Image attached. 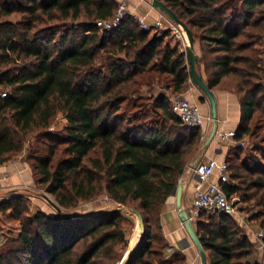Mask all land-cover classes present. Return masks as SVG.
Returning <instances> with one entry per match:
<instances>
[{"label": "trees", "instance_id": "obj_1", "mask_svg": "<svg viewBox=\"0 0 264 264\" xmlns=\"http://www.w3.org/2000/svg\"><path fill=\"white\" fill-rule=\"evenodd\" d=\"M160 1L198 43L206 86L239 96L234 139L253 134V116L264 119V0ZM116 9L115 0H0V165L26 150L35 181L64 210L105 194L138 211L144 233L122 264H178L160 211L200 155L201 128L184 125L169 100L188 86L187 56L170 29L149 35L130 16L112 30L96 25ZM58 114L66 123L52 131ZM225 162L226 196L253 202L248 220L264 228V167L232 148ZM26 202L0 200L19 223L15 235L2 232L0 264H114L127 246V213L30 214ZM194 228L206 264H259L236 218L200 211Z\"/></svg>", "mask_w": 264, "mask_h": 264}, {"label": "crops", "instance_id": "obj_2", "mask_svg": "<svg viewBox=\"0 0 264 264\" xmlns=\"http://www.w3.org/2000/svg\"><path fill=\"white\" fill-rule=\"evenodd\" d=\"M115 1L118 4L122 0ZM125 1L127 2V7L132 15L143 18L149 24H153L157 20H160L162 22V26L167 29V23L170 19L161 10L154 7L151 0ZM185 36L183 34L175 35L171 32V37H174L176 42H180L182 50H185L188 45V40ZM193 47L194 52L199 59L201 54L198 43L194 42ZM260 50L262 51V67L264 74V38L262 44L260 45ZM196 68L204 80L206 78L204 66L201 63H197ZM212 92L216 101V132L213 139L207 145L203 144L202 151L196 160H204L206 158L213 157L217 161H225L231 141L228 140L221 143L222 141L219 140L217 133L236 130L241 117V104L239 96L230 89L214 88ZM194 102L199 104L200 111L203 115H209L208 103H205L200 95L198 96V101ZM209 126H212L211 119L206 121L203 125V132H205ZM192 164L193 163H190L186 167L180 178L183 180L181 203L182 207L186 211L189 208L193 190L196 182L198 181L196 175L191 170ZM209 181H217V173H214L210 177ZM34 184L35 179L32 169L26 161V150L20 152L12 160L0 165V200L7 199L14 191L28 190L32 188ZM0 226L4 227L2 220H0ZM160 226L163 239L167 245V256L171 258H178V264H202L195 243L189 237L183 223L177 215L175 197L172 195L166 199L161 208ZM1 231L3 232V229H1ZM137 240L138 238L136 237V239L131 242L130 246H128V249L123 253L122 258L118 262L119 264L123 263ZM250 240L252 241L253 239Z\"/></svg>", "mask_w": 264, "mask_h": 264}, {"label": "rangeland", "instance_id": "obj_3", "mask_svg": "<svg viewBox=\"0 0 264 264\" xmlns=\"http://www.w3.org/2000/svg\"><path fill=\"white\" fill-rule=\"evenodd\" d=\"M156 31H150L149 35H156ZM171 43H174L176 39L174 37L170 38ZM185 53H186V48H185ZM187 59V58H186ZM186 65L188 67V63L186 61ZM262 77L264 79V76L262 74ZM145 91V89H144ZM145 92L146 95H156L158 94L161 90L159 87L156 85L152 89L150 88ZM183 94L190 98L193 101H198V96L202 97V100L205 101V103H208L207 97L193 84L191 81V78L188 80V86L186 90L183 92ZM66 121L62 117V115L58 114L57 116L54 117L51 125V130L52 131H58L62 129V127L65 125ZM250 126L254 127V133L251 135L245 136L242 140L236 141L235 139L230 140V147L232 148V151L234 150V153L237 151L240 155V159H246L249 165H252L253 167L256 165L257 161L261 163V166L264 167V119L261 118L258 114H255L250 121ZM210 126L207 127V130L203 132L201 128V143H200V153L202 151V146L205 143ZM31 140V139H30ZM32 141V140H31ZM223 143V142H221ZM63 148V145L59 146V151ZM60 152L56 154L54 157V162L58 158ZM234 155V154H233ZM195 161V160H194ZM194 161L192 163H194ZM228 183H231V180H227ZM12 193H22L24 196V199H26V203L29 208V213L33 214L36 212V210H42L46 212L47 214L57 216L58 211L54 208V206L51 204L53 202L54 204L57 205L54 197L48 193L44 186L38 184L35 181V184L32 188L28 190H21V191H14ZM230 199L234 202L235 205L238 207V211L240 215L244 218L243 220V225H242V233L247 235L250 239H253L252 233L249 232V229H251L253 232H257L261 230L264 233V228H261L259 225V221H249V216L251 213L254 211H258V207L254 205L253 202H244L240 200L239 194H233L230 196ZM40 205V206H38ZM118 204L113 202L107 195L101 194L100 196L94 198L91 201H81L78 203V205L74 208L71 209H61V212L66 213L69 216H77V215H84V214H90V213H95L99 212L102 210H107L111 209L114 207H117ZM128 217H130L133 221V223H127L125 224V227L127 229V235H128V243L125 248H122L121 252V257L117 260H115L114 264H119L118 262L123 256V253L128 249V246H130L131 242L136 239V232H137V220L136 217L132 214H126ZM0 220L3 221L4 227L0 226V232L2 233L1 229H3V233H8L10 232L11 234L15 235L16 232L19 229V223L16 220H11L6 217V214L0 213ZM239 223H242L239 219H237ZM253 258L259 262V264H264V252H260L257 248H254V251L252 253Z\"/></svg>", "mask_w": 264, "mask_h": 264}, {"label": "built area", "instance_id": "obj_4", "mask_svg": "<svg viewBox=\"0 0 264 264\" xmlns=\"http://www.w3.org/2000/svg\"><path fill=\"white\" fill-rule=\"evenodd\" d=\"M126 16L132 17L140 25L142 30L156 31L159 34L161 31L166 30L160 20L149 24L143 18L132 15L125 0L117 4V9L113 17L106 20H98L96 25L104 30H112L119 26L122 19ZM167 29H170L175 35L183 34L185 36L182 28L171 20L167 23ZM5 95L6 93L1 94V96ZM169 100L172 111L186 126L202 128L205 122L210 120L209 115L206 116L201 113L199 104L184 94L171 95L169 96ZM235 135L236 130L217 133L219 140L222 142L233 140ZM191 170L196 175L198 181L195 184L192 199L187 210L189 219L194 222L200 211L219 212L239 219L243 225L244 218L240 215L237 205L234 204L230 197L226 196L222 188V183L228 180V167L226 162L217 161L215 158L209 157L204 160H196L191 165ZM214 173H217V181L211 182L209 179ZM248 230L253 235L252 242L255 247L260 252H264V233L261 230L255 233L249 227ZM2 241L3 237L0 232V244Z\"/></svg>", "mask_w": 264, "mask_h": 264}, {"label": "water", "instance_id": "obj_5", "mask_svg": "<svg viewBox=\"0 0 264 264\" xmlns=\"http://www.w3.org/2000/svg\"><path fill=\"white\" fill-rule=\"evenodd\" d=\"M151 3L154 7L161 10L173 23L181 27L184 34L187 37L188 45L186 47V55H187L190 78L193 84L207 97L208 106H209V116L212 121L210 132L204 143L205 145H207L213 139L215 132H216V120H217L216 101H215L213 92L206 86L203 78L197 71L196 65L198 63V57L194 52L193 36L190 30L187 28V26L180 19H178V17L172 12V10H170L160 0H151ZM182 192H183V180L180 179L176 188L171 194L172 196L175 197L176 212H177L179 219L183 223L189 237L192 239V241L195 243L198 249L201 263L206 264L205 251L200 243V240L198 239L196 235L195 228H194V222L189 219L187 211L182 207V203H181ZM51 204L54 206V208L57 211H60V208L56 204H54L53 202H51ZM111 212L112 213L113 212L127 213V214L134 215L137 220L136 236L138 239L142 238L143 233H144V224H143L142 216L138 211H136L135 209L126 207V206H117V207L110 209L109 211L105 213H111Z\"/></svg>", "mask_w": 264, "mask_h": 264}]
</instances>
